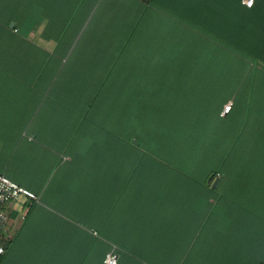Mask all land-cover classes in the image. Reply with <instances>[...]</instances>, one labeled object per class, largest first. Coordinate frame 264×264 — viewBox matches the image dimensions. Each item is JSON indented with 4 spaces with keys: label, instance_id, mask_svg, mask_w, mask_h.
<instances>
[{
    "label": "crops",
    "instance_id": "1",
    "mask_svg": "<svg viewBox=\"0 0 264 264\" xmlns=\"http://www.w3.org/2000/svg\"><path fill=\"white\" fill-rule=\"evenodd\" d=\"M38 1L56 21H80L79 54L72 75L44 77L41 59L34 77L17 25L0 22V176L39 198L6 206L0 264H105L113 249L118 264H264V0L252 8L242 0ZM118 51L138 61L121 65L113 91L105 69ZM193 52L199 60L177 59ZM177 64L232 69V95L217 110L216 156L201 158L205 172L146 163L130 155L126 138L98 128L96 110L83 115L98 83L101 99L127 110L123 100H144L145 85L168 82Z\"/></svg>",
    "mask_w": 264,
    "mask_h": 264
},
{
    "label": "rangeland",
    "instance_id": "2",
    "mask_svg": "<svg viewBox=\"0 0 264 264\" xmlns=\"http://www.w3.org/2000/svg\"><path fill=\"white\" fill-rule=\"evenodd\" d=\"M43 8L45 12L42 16ZM0 11H2L0 22L6 24L11 22L9 25L15 23L20 31L16 35L17 43L20 44V38L23 45H26L24 51L25 54L27 52V61L34 64L30 75L34 77L38 75L40 69L36 67V63L41 59L44 77L47 74L51 80L59 76L72 75L75 55L79 54V47L77 46L76 50L74 48V36L80 26L79 20L56 21L52 17L50 6L38 0H13L12 4H1ZM43 32L45 35L41 36ZM0 44L3 46L4 41ZM4 54L7 57L10 53ZM20 54V52L15 54L17 60L22 59ZM126 54L128 53L122 54L121 58H126L129 62L138 61L137 53H129L128 56ZM118 56L119 54L116 58ZM231 76L230 69L224 66L204 68L181 67L177 64L166 76V79H169L167 83L145 85L144 100L140 101L135 97L123 100V103H128L130 113L132 111L133 114L136 113L135 107L138 104L143 105L146 111L145 117H141L143 121L145 120L144 126H140L150 132L141 130L137 136L139 140H133V144L141 145L142 151L138 157L145 159L146 163L152 157L165 167H175L177 172L193 174L208 170L207 166L202 167L201 158L216 156L213 145L216 143L217 110L220 102L232 95ZM159 77L163 81L165 74L162 73ZM135 86L133 83L129 84V87H126L127 92L131 94ZM155 89H159L157 95ZM54 96L53 91L44 92V98H47L49 103L55 99ZM114 113L117 111L114 110ZM134 116H125L122 122L119 116L109 117L110 123L107 124L114 127L112 121L116 120L122 124V129L118 126L119 132L114 127L113 131L116 132L113 134L117 133L123 139H130L135 134V129L140 128L136 125L138 118ZM143 136L145 143L141 140ZM214 167V164H209V171Z\"/></svg>",
    "mask_w": 264,
    "mask_h": 264
},
{
    "label": "trees",
    "instance_id": "3",
    "mask_svg": "<svg viewBox=\"0 0 264 264\" xmlns=\"http://www.w3.org/2000/svg\"><path fill=\"white\" fill-rule=\"evenodd\" d=\"M255 4V3H254ZM9 26V24H8ZM16 32H18V29H15ZM125 53H135V52H113L110 54V57L109 60H107V63L108 64H111L110 67H107V69H105L106 71V75H108V80H110V82H108L109 84L107 86H111V89L113 91H119V87H120V84H119V78H120V73H121V65L125 62V63H129V66L131 65H136L137 62H129L128 59H122L121 56L122 54H125ZM118 58H116V55H118ZM128 54H126L128 56ZM237 55H239L240 57L244 58L245 57V54L243 51L241 52H237L236 53ZM186 55V56H185ZM200 53H197V52H193V53H177V59H190V58H193L195 60H199L200 59ZM230 69V72L232 74V69ZM136 70L135 68L134 69H130V73L132 74H135ZM112 80V81H111ZM105 82H102V83H98L97 85V97L96 98H90L86 101H82L83 104H82V108H84V114L86 118H89L88 117V112L91 111V113L93 112V110H96L97 111V115H96V122H97V126L98 128H101L104 130V134L108 135L109 137L111 138H121V136L117 135L116 134H113V132H116L115 130L113 131V128H117L118 126H120L119 128H122V124L120 123H117L116 120L112 121L114 125V127L112 126H109V124H107L108 122L110 123V121L108 120L109 117H115V116H119L121 117V122L123 121V118H125V116H130V115H135L134 117H137L138 119H136V122L137 124L136 125H139L140 128H136L135 129V134L129 138H126V140L129 142L130 144V147L132 149V152L130 153V155H139L141 154L140 151H142L141 149V145H135L133 144V140H139L138 139V133L139 131L143 130L142 132H150L148 130H145V129H142L141 126H144V123H145V120L143 121V119H141V117H145L146 115V111L145 109H142V110H138L136 109L137 107H135L136 109V113L133 114L134 111H132V113H130V109H129V106H128V103L126 104V106H128V109L126 110L124 108L125 105H122V101L119 100V99H115V100H105V99H101L100 98V95L101 93L105 92ZM79 102V101H77ZM81 102V101H80ZM106 110V112H105ZM114 110L117 111V113H114ZM140 111L141 113L138 114L137 112ZM116 114V115H115ZM92 115V114H91ZM115 115V116H114ZM90 118H93L92 116H90ZM140 118V119H139ZM116 122V123H115ZM142 122V124H141ZM120 124V125H119ZM141 125V126H140ZM109 127H111V129H109ZM119 128L118 131H119ZM163 130H161L162 132ZM120 132V131H119ZM123 139V137H122ZM125 140V139H123ZM141 140L145 143V136H143L141 138ZM149 155V154H147ZM144 156V155H143ZM150 157V156H148ZM152 158V157H150ZM39 201V200H38ZM1 259V258H0Z\"/></svg>",
    "mask_w": 264,
    "mask_h": 264
},
{
    "label": "built area",
    "instance_id": "4",
    "mask_svg": "<svg viewBox=\"0 0 264 264\" xmlns=\"http://www.w3.org/2000/svg\"><path fill=\"white\" fill-rule=\"evenodd\" d=\"M255 0H242V4L248 8L254 6ZM233 102H229L225 105L222 115L229 113L232 110ZM21 199L28 201H38V196L32 191L18 185L6 176H0V257L4 253V247L1 242V233L6 226L8 220L5 208L7 205L17 202ZM119 253L113 249L105 257V264H118Z\"/></svg>",
    "mask_w": 264,
    "mask_h": 264
},
{
    "label": "water",
    "instance_id": "5",
    "mask_svg": "<svg viewBox=\"0 0 264 264\" xmlns=\"http://www.w3.org/2000/svg\"><path fill=\"white\" fill-rule=\"evenodd\" d=\"M14 26H15V24H14V23H12L10 27H11V28H14ZM214 186H215V185H214Z\"/></svg>",
    "mask_w": 264,
    "mask_h": 264
},
{
    "label": "snow or ice",
    "instance_id": "6",
    "mask_svg": "<svg viewBox=\"0 0 264 264\" xmlns=\"http://www.w3.org/2000/svg\"><path fill=\"white\" fill-rule=\"evenodd\" d=\"M3 249H0V251H2Z\"/></svg>",
    "mask_w": 264,
    "mask_h": 264
}]
</instances>
